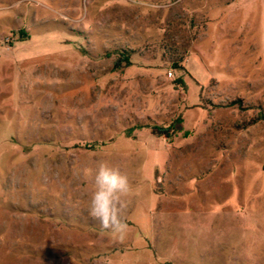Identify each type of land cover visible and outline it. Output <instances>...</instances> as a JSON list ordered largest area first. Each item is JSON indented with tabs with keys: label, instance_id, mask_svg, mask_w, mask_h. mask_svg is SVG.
<instances>
[{
	"label": "rangeland",
	"instance_id": "1",
	"mask_svg": "<svg viewBox=\"0 0 264 264\" xmlns=\"http://www.w3.org/2000/svg\"><path fill=\"white\" fill-rule=\"evenodd\" d=\"M146 3L0 0V264H264V0Z\"/></svg>",
	"mask_w": 264,
	"mask_h": 264
},
{
	"label": "clouds",
	"instance_id": "2",
	"mask_svg": "<svg viewBox=\"0 0 264 264\" xmlns=\"http://www.w3.org/2000/svg\"><path fill=\"white\" fill-rule=\"evenodd\" d=\"M142 6L158 10L160 5L139 0ZM94 190L88 204L89 216L98 221L101 234L109 232L114 239H126L128 225L125 215L129 207L132 192L129 176L118 166L106 160L97 163Z\"/></svg>",
	"mask_w": 264,
	"mask_h": 264
},
{
	"label": "trees",
	"instance_id": "3",
	"mask_svg": "<svg viewBox=\"0 0 264 264\" xmlns=\"http://www.w3.org/2000/svg\"><path fill=\"white\" fill-rule=\"evenodd\" d=\"M24 34V33H23ZM122 58H123V60L124 61H126V63H130V55L128 54V53H125V55H122ZM157 133H159V134H165V133H163V132H157Z\"/></svg>",
	"mask_w": 264,
	"mask_h": 264
}]
</instances>
